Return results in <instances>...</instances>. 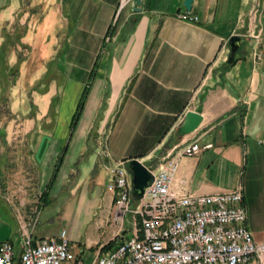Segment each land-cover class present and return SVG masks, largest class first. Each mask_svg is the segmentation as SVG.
<instances>
[{
  "label": "crops",
  "instance_id": "0c3cea01",
  "mask_svg": "<svg viewBox=\"0 0 264 264\" xmlns=\"http://www.w3.org/2000/svg\"><path fill=\"white\" fill-rule=\"evenodd\" d=\"M183 1L0 0V27L38 26L54 72L65 59L75 99L94 68L74 132L43 135L35 170L40 180V166L48 178L56 166L51 187L66 188L77 212L90 217L102 211L110 222L107 182L118 161L138 159L157 168L193 141L210 142L199 154L179 158L176 180L185 179L197 194L241 187L246 226L263 241L264 0H192L190 10ZM65 25L58 47L60 32L51 27ZM233 35L243 38L238 49L245 45L227 66ZM187 112L199 113L201 121L182 134ZM0 200L5 202L2 195ZM6 205L16 220L13 211L20 208ZM45 236L53 235L33 237Z\"/></svg>",
  "mask_w": 264,
  "mask_h": 264
},
{
  "label": "built area",
  "instance_id": "2783aa9c",
  "mask_svg": "<svg viewBox=\"0 0 264 264\" xmlns=\"http://www.w3.org/2000/svg\"><path fill=\"white\" fill-rule=\"evenodd\" d=\"M127 1L121 0V5ZM211 146L193 141L168 154L157 168L147 167L152 180L134 202L127 161H118L107 182L113 194L111 221L121 223L130 212L133 227L113 248H99L90 262L71 250L65 230L35 239L40 214L35 207L28 221L17 209L20 250L17 253L9 240L0 241V264H264V240L256 241L246 226L241 187L197 194L187 189L185 179L176 180L181 156L197 155Z\"/></svg>",
  "mask_w": 264,
  "mask_h": 264
},
{
  "label": "rangeland",
  "instance_id": "374dc122",
  "mask_svg": "<svg viewBox=\"0 0 264 264\" xmlns=\"http://www.w3.org/2000/svg\"><path fill=\"white\" fill-rule=\"evenodd\" d=\"M38 28L31 25L0 27V44L6 43L8 50L5 64L0 63V188H5L4 193L0 189V195L5 200H0V241L10 238L15 251L19 252L17 226L20 230V225L18 218L15 216L14 220L10 215L6 203L19 207L22 220L25 221L30 219L36 207L40 214L33 236H57L61 230H65L71 250L82 254L85 262H90L97 250L108 241L117 239L118 243L130 235L132 214L125 213L121 223L112 222L111 217L110 222H107L102 211L87 217L77 212L76 202L66 188L60 190L57 184L54 187L49 185L51 178L46 175L44 166L39 167L40 173L44 175L39 180V173L35 169L39 161L38 148L44 143L42 136L54 131H58L57 136L62 133L70 136L71 112L75 110L79 99L74 98L76 84L74 86L66 78L68 66L65 59L59 60V73L54 72L52 65L55 62L50 63L44 57L46 54L43 46H40L38 35L41 32ZM51 30L60 32L56 45L62 47L60 39L67 25L54 26ZM27 34L31 35L28 39ZM21 37L26 41H20ZM41 90H44L43 94H40ZM46 108L49 110L44 116ZM57 139H49L50 145L55 146ZM91 154L89 151L85 155L88 157ZM42 191H46V203L40 198ZM19 199L23 202L20 203ZM14 212L17 214V210L13 211L15 215Z\"/></svg>",
  "mask_w": 264,
  "mask_h": 264
},
{
  "label": "water",
  "instance_id": "95a60500",
  "mask_svg": "<svg viewBox=\"0 0 264 264\" xmlns=\"http://www.w3.org/2000/svg\"><path fill=\"white\" fill-rule=\"evenodd\" d=\"M137 5L140 4V0H136ZM192 0H184L183 5L186 10H190ZM134 10L140 11L139 7H135ZM243 38L239 35H233L229 38L230 51L226 63L230 64L235 61V52L240 47ZM201 116L196 112H187L184 116L183 122L179 128V132L182 134L192 132L200 123ZM126 167L131 176L132 183V201L139 200L144 188L151 182L152 173L145 167V165L138 159H131L127 161Z\"/></svg>",
  "mask_w": 264,
  "mask_h": 264
},
{
  "label": "trees",
  "instance_id": "16d2710c",
  "mask_svg": "<svg viewBox=\"0 0 264 264\" xmlns=\"http://www.w3.org/2000/svg\"><path fill=\"white\" fill-rule=\"evenodd\" d=\"M6 45H7L6 43H1L0 44V63L2 62L3 64H5L4 63V59H5V57L7 55V51H8ZM230 65L231 64H227V66H230ZM4 68L6 69L5 66H4ZM93 76H94V68L91 70V73L89 75L88 83L84 86V88H83V90L81 92L80 98H79V100L77 102V105L75 107V110H74V112L72 114V117H71V120H70V123H69V130H70L69 134L70 135L74 132L75 127H76V125L78 123V120H79V117L81 115L86 96H87L88 91H89V83H90V80L92 79ZM59 159H61V158L59 157ZM58 164H59V162L57 163V166H58ZM56 171H57V169H56V166H55L54 172H53L52 176L50 177L51 180H50V184L49 185L52 184V182L54 180V177L56 175ZM45 194H46V191H43L41 193L40 198H41V200H43V202L46 203V201H44V200H46ZM116 240L117 239H112V240L108 241L106 244H104L101 247V249L102 250H107V249L113 248L117 244Z\"/></svg>",
  "mask_w": 264,
  "mask_h": 264
}]
</instances>
